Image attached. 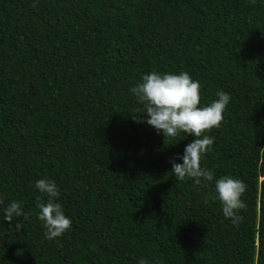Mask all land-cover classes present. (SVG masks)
I'll return each instance as SVG.
<instances>
[{
  "label": "trees",
  "instance_id": "16d2710c",
  "mask_svg": "<svg viewBox=\"0 0 264 264\" xmlns=\"http://www.w3.org/2000/svg\"><path fill=\"white\" fill-rule=\"evenodd\" d=\"M152 71L188 72L200 107L230 95L204 133L212 181L171 171L192 135L132 118ZM222 176L246 185L236 224ZM39 179L72 220L53 240ZM0 201V264H264V0H0Z\"/></svg>",
  "mask_w": 264,
  "mask_h": 264
},
{
  "label": "clouds",
  "instance_id": "9594fccd",
  "mask_svg": "<svg viewBox=\"0 0 264 264\" xmlns=\"http://www.w3.org/2000/svg\"><path fill=\"white\" fill-rule=\"evenodd\" d=\"M200 88V82L193 80L186 71L179 74L152 71L143 75L141 82L130 89L138 102L144 105L143 109L131 113L136 122H146L158 133L162 132L164 141L166 137L176 138L182 132L194 137L185 146L182 155L170 157V163L171 171L177 180L191 178L197 185L201 184L202 180H213V172L201 167L202 156L214 143V137L204 133L220 127L224 119L223 113L231 99L228 93L218 91V99L200 107ZM137 114L146 115L141 117ZM177 159L182 160V163H177ZM35 187L47 195L46 203L40 202L39 199L37 201L40 210L38 215L46 229L45 237L53 240L71 227L72 220L64 214L62 205L57 202L60 193L54 180L39 179ZM245 191V183L231 176H222L215 181L212 199L220 201L223 215L230 218L234 224L242 219L237 215L239 210L246 208L241 199ZM22 215L19 202L13 201L4 209V220L8 221L10 226L14 218ZM14 228L21 231L23 224L16 220ZM139 264H148V261L141 259Z\"/></svg>",
  "mask_w": 264,
  "mask_h": 264
}]
</instances>
